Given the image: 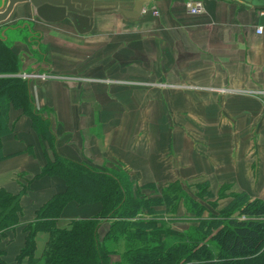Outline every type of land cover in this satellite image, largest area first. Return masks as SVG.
Masks as SVG:
<instances>
[{
    "label": "crops",
    "instance_id": "obj_1",
    "mask_svg": "<svg viewBox=\"0 0 264 264\" xmlns=\"http://www.w3.org/2000/svg\"><path fill=\"white\" fill-rule=\"evenodd\" d=\"M185 1L150 0L134 18L119 9L96 12L84 34L70 19L39 18L30 1L17 4L9 24L24 20L16 27L28 30L12 43L22 55L21 74L49 75L29 79L60 155L122 167L141 184L207 180L214 193L227 186L264 199V32L257 33L264 4L203 0L204 11L193 14ZM32 36L36 53L25 41ZM9 124L0 189L17 194L27 187L21 205L29 222L66 183L38 177L53 153L31 118L11 108ZM100 210V203L69 202L58 225ZM48 240V232H38L36 257ZM23 243L20 230L0 240L7 264H17Z\"/></svg>",
    "mask_w": 264,
    "mask_h": 264
},
{
    "label": "trees",
    "instance_id": "obj_2",
    "mask_svg": "<svg viewBox=\"0 0 264 264\" xmlns=\"http://www.w3.org/2000/svg\"><path fill=\"white\" fill-rule=\"evenodd\" d=\"M16 26L20 25L8 24L4 29ZM2 31L3 27L0 28V161L6 158L3 138L12 132L10 110H22L53 153L52 157L47 156L38 177L58 176L66 183L65 191L39 207L29 222L22 221L21 205L27 187L17 194L0 189V240L9 233L15 236L18 230L24 236L17 264H264V199H253L246 192H230L224 195L230 201L218 214L201 217L186 230H173L167 228L165 220L145 215L166 212L176 206L183 197L180 181L164 185L161 195H150L142 189L154 190L157 185L139 183L122 167L99 168L60 155L51 119L35 104L32 80L20 75L22 55L8 37H1ZM28 39L25 41L33 49L32 42L39 40L33 36L32 41ZM37 51L33 49L34 53ZM197 185L207 198L217 195L209 181ZM222 190L226 191L227 186L218 194ZM69 202L100 203L101 210L94 216L75 218L69 227L62 228L58 221ZM158 206L165 208L162 211L156 209ZM40 231L48 232L49 240L43 255L36 257V236ZM122 242L125 247L118 248ZM6 257V250L0 248V264H7Z\"/></svg>",
    "mask_w": 264,
    "mask_h": 264
},
{
    "label": "water",
    "instance_id": "obj_3",
    "mask_svg": "<svg viewBox=\"0 0 264 264\" xmlns=\"http://www.w3.org/2000/svg\"><path fill=\"white\" fill-rule=\"evenodd\" d=\"M30 1L37 16L49 23L70 19L79 33H87L93 27L94 14L109 9H119L126 17L140 16L150 0H0L1 37L6 36L4 27L17 4ZM252 4H264V0H244ZM132 7L133 9H130Z\"/></svg>",
    "mask_w": 264,
    "mask_h": 264
},
{
    "label": "rangeland",
    "instance_id": "obj_4",
    "mask_svg": "<svg viewBox=\"0 0 264 264\" xmlns=\"http://www.w3.org/2000/svg\"><path fill=\"white\" fill-rule=\"evenodd\" d=\"M27 21H20L19 25H25ZM6 36L9 42L12 44L16 40H22L28 34L27 28L11 27L7 28ZM39 72V71H37ZM45 73V72H39ZM23 74H20L23 77ZM24 78V77H23ZM29 79V78H25ZM199 181H185L178 184L183 191V197L179 198L178 204L174 207H170L166 212H158L154 215H145L147 218H157L165 220L167 228L173 230L183 231L188 229L191 225L197 224L199 218H208L212 213L218 214L222 208H224L230 201L229 192L222 190V194H218L213 198H207L200 186L197 185ZM164 186H157L156 189H142L150 195H161V190ZM220 195V196H219ZM197 205H196V204ZM165 207L158 206L156 209L164 210ZM201 210V211H199ZM203 214V215H202ZM124 248V242H122L118 248ZM122 258V256H121Z\"/></svg>",
    "mask_w": 264,
    "mask_h": 264
},
{
    "label": "built area",
    "instance_id": "obj_5",
    "mask_svg": "<svg viewBox=\"0 0 264 264\" xmlns=\"http://www.w3.org/2000/svg\"><path fill=\"white\" fill-rule=\"evenodd\" d=\"M186 10L189 13L200 14L204 11V1L203 0H186L185 1ZM155 14H158V10H154ZM264 32V25H260L257 27V33L262 34ZM24 78H33L40 77L42 79H46L49 77L47 73H39V72H25L23 74Z\"/></svg>",
    "mask_w": 264,
    "mask_h": 264
}]
</instances>
